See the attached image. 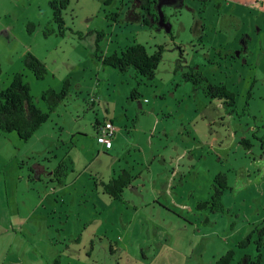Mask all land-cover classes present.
I'll return each instance as SVG.
<instances>
[{
  "label": "rangeland",
  "instance_id": "obj_1",
  "mask_svg": "<svg viewBox=\"0 0 264 264\" xmlns=\"http://www.w3.org/2000/svg\"><path fill=\"white\" fill-rule=\"evenodd\" d=\"M200 3L163 6L167 34L143 22L134 0H69L66 30L44 36L57 30L48 0H0V93L22 73L47 112L42 93L69 84L30 139L0 133V195L15 177L20 218L30 220L0 237V264H211L229 250L231 264L244 255L264 264V235L252 234L264 231V0ZM132 44L149 55L162 48L153 80L102 63ZM27 53L44 63L43 79L25 68ZM189 68L233 91L234 108L186 81ZM107 119L117 147L124 140L112 155L95 141V122ZM62 163L65 176L56 173ZM123 168L131 180L114 200L101 182ZM220 173L224 212L197 209Z\"/></svg>",
  "mask_w": 264,
  "mask_h": 264
},
{
  "label": "trees",
  "instance_id": "obj_2",
  "mask_svg": "<svg viewBox=\"0 0 264 264\" xmlns=\"http://www.w3.org/2000/svg\"><path fill=\"white\" fill-rule=\"evenodd\" d=\"M138 3L141 9L146 14V19L143 21L147 23L148 19L154 18L157 20V14H148L150 5L153 4L151 0H134ZM155 1V0H153ZM208 0H199V2L206 3ZM69 4V0H48L49 8L52 11V21L57 26V30L44 29V36H49L54 33L62 35L66 30L62 11L66 9ZM163 13V12H162ZM165 19L167 20L166 16ZM29 28V27H28ZM32 28V27H31ZM29 32V31H28ZM103 33L96 34V45L98 48V42L102 38ZM162 48L158 47L157 51L149 55L145 47L141 44H132L125 47L119 53H114L110 56L100 57L102 63L112 69L117 70L120 73L125 72L129 68H133L136 75L151 81L154 79L156 69L161 61ZM182 62V60H180ZM25 68L32 72L36 79H43L46 75V68L44 63L39 61L31 53H27L24 57ZM178 68V66H177ZM1 75V68H0ZM186 81L192 82L194 85L202 86L204 94L209 98L223 100L227 107H234V93L227 90L223 84H212L207 81L199 72L193 68H189L187 73L182 74ZM68 81L64 83L63 89L56 93L52 89H49L42 93L41 99L47 105V112H43L38 109L32 101L30 96V88L26 82H24V76L22 73H16L12 77L11 85L0 93V133H12L15 132L18 138L22 141H27L38 128L47 121L49 113L53 112L58 103H60L67 95L66 89L68 88ZM135 94V95H134ZM135 96V97H134ZM138 93L133 92L132 98L137 99ZM105 122H111L105 120L104 122H95L94 130L97 132V127L103 125ZM112 123V122H111ZM113 124V123H112ZM114 125V124H113ZM116 134V133H115ZM96 135V134H95ZM115 137V136H114ZM114 139V138H113ZM246 140H241V145L247 148ZM109 151V150H108ZM104 150V152H108ZM67 169V166L62 163L58 167L56 173H61ZM65 176V173H62ZM131 180V176L127 172H123L118 178L110 179L108 182H101V186L104 194L114 200H121L123 190L127 187ZM227 176L224 173L217 174L213 180L212 195L206 202H201L196 205L197 209H207L212 213H223L224 208L222 205V195L227 187ZM60 183V181H59ZM259 233V237L264 235L263 229L254 230L252 234ZM248 236L244 241H240L237 244V248H242L249 242ZM256 250L259 252L260 242L257 243ZM112 252V249H110ZM235 252L233 250L227 251L219 258L215 259L211 264H231L234 261ZM237 264H261L260 256L257 255L253 259L249 256H243Z\"/></svg>",
  "mask_w": 264,
  "mask_h": 264
},
{
  "label": "crops",
  "instance_id": "obj_3",
  "mask_svg": "<svg viewBox=\"0 0 264 264\" xmlns=\"http://www.w3.org/2000/svg\"><path fill=\"white\" fill-rule=\"evenodd\" d=\"M210 1L211 0H208L206 3H203V4L200 3V4L204 7ZM136 6L140 10H142L138 3H136ZM150 11L151 10L149 9V12ZM218 84H223V83H218ZM228 90L231 91L230 89H228ZM231 92H233V91H231ZM230 109H232V107H230ZM107 120L111 121L113 123L112 119H107ZM95 134H96V130H95ZM117 137H118V133L116 131L114 139L116 141L117 140L121 141V137L120 138L119 137L117 138ZM114 139H113V143H112V148L108 152H104V150L99 146L100 152H102L104 154H111V155L114 154V153H118L120 151V148L122 149V146L124 145V143H123L124 140L119 144V147H117L116 141ZM131 151H132V149L131 150H127L126 153H124L123 157L126 158V157L130 156ZM124 163L127 165V161H124ZM127 168L121 169L120 170L121 172L117 175V177L116 176L115 177H111L110 179L118 178L121 175V173H123V172L129 173ZM137 176H139V174ZM11 182L12 183L9 185L7 183V180H6V177H5V186H4L5 187V194H4L3 197L0 195V213L6 214V217L4 216V218L2 220H0V237H6V236H9L10 234H12L13 233L12 230H13V225L14 224H18L19 223V226L21 228V226L23 224H26L27 221H30L27 218H20L21 210L19 208L18 195L16 194L17 193V191H16L17 190V188H16V184H17L16 178L12 177L11 178ZM8 189L15 190L16 192L13 193V194H9V190ZM52 190H55V189L53 188ZM55 194L57 196V194H59V193L56 191ZM23 210H26V208H23ZM1 217H2V214H0V219H1ZM14 220L16 221V223H14ZM195 234H196V236H198L200 238L204 237L203 233L201 231H198L197 226L195 227ZM192 246H193V243H192V241H190L189 244H188L189 250H188V248H187V250L191 252L192 251L191 250Z\"/></svg>",
  "mask_w": 264,
  "mask_h": 264
},
{
  "label": "built area",
  "instance_id": "obj_4",
  "mask_svg": "<svg viewBox=\"0 0 264 264\" xmlns=\"http://www.w3.org/2000/svg\"><path fill=\"white\" fill-rule=\"evenodd\" d=\"M117 129L111 122H105L103 125L97 127L95 141L103 150H110L112 148L113 138Z\"/></svg>",
  "mask_w": 264,
  "mask_h": 264
},
{
  "label": "water",
  "instance_id": "obj_5",
  "mask_svg": "<svg viewBox=\"0 0 264 264\" xmlns=\"http://www.w3.org/2000/svg\"><path fill=\"white\" fill-rule=\"evenodd\" d=\"M157 1V19L159 27L163 28L164 32L167 34L171 33V26L168 22L164 20L161 8L166 5H170L167 0H156Z\"/></svg>",
  "mask_w": 264,
  "mask_h": 264
},
{
  "label": "flooded vegetation",
  "instance_id": "obj_6",
  "mask_svg": "<svg viewBox=\"0 0 264 264\" xmlns=\"http://www.w3.org/2000/svg\"><path fill=\"white\" fill-rule=\"evenodd\" d=\"M152 2H153V4L152 5H150V7H149V9L151 10L150 11V13H148V14H150V15H152V14H157V1L155 0V1H153V0H151ZM169 3H173V4H177L178 3V0H167ZM163 8V7H162ZM162 8H161V11H162ZM144 16L146 17V14H144ZM163 16H164V20L166 21V19H165V15L163 14ZM151 20H152V22H153V20H155L154 18H151ZM156 22H157V24H158V19L157 20H155ZM161 28V27H160ZM162 30H163V28H161ZM164 31V30H163Z\"/></svg>",
  "mask_w": 264,
  "mask_h": 264
}]
</instances>
